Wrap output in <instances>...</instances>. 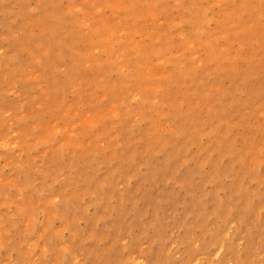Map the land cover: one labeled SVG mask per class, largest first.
<instances>
[{
  "label": "rangeland",
  "instance_id": "374dc122",
  "mask_svg": "<svg viewBox=\"0 0 264 264\" xmlns=\"http://www.w3.org/2000/svg\"><path fill=\"white\" fill-rule=\"evenodd\" d=\"M0 264H264V0H0Z\"/></svg>",
  "mask_w": 264,
  "mask_h": 264
}]
</instances>
